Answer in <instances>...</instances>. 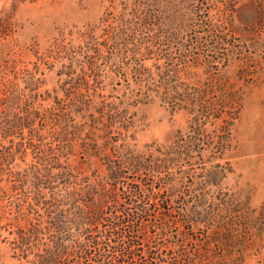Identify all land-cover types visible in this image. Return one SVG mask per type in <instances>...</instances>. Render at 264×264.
I'll return each instance as SVG.
<instances>
[{"label":"trees","instance_id":"16d2710c","mask_svg":"<svg viewBox=\"0 0 264 264\" xmlns=\"http://www.w3.org/2000/svg\"><path fill=\"white\" fill-rule=\"evenodd\" d=\"M195 1L190 17L177 0H145L142 13L135 1L107 10L98 24L61 33L42 52L34 49L31 67L17 58L0 63V242L8 244L13 264H131L140 256L136 237L148 211L141 202L156 195L141 180L128 181V172L140 170L163 172L168 197L183 183L180 220L188 231L168 236L164 252L160 246L145 256L142 248L138 264H264V200L252 206L248 196L224 186L231 168L219 161L242 96L222 80L218 65L217 77L208 72L213 84L178 75L200 63V39L215 49L223 41L203 7L211 0ZM250 1L251 13L233 10L238 23L234 14L229 18L244 35L264 26L263 0ZM190 30L195 41L184 44ZM155 54L154 71L143 62ZM230 54L204 55L211 63L214 57L227 62ZM57 65L58 88L45 87L47 70ZM130 65L135 84L145 86L135 94L143 103L159 97L188 113V129L169 143L138 150L133 142L130 107L140 99L117 95L105 83L109 70L117 76L114 67ZM111 201L116 205L106 211ZM156 226L165 232V225ZM194 228L203 238H191Z\"/></svg>","mask_w":264,"mask_h":264},{"label":"rangeland","instance_id":"374dc122","mask_svg":"<svg viewBox=\"0 0 264 264\" xmlns=\"http://www.w3.org/2000/svg\"><path fill=\"white\" fill-rule=\"evenodd\" d=\"M135 1L140 2L139 5L134 4ZM143 1L145 0H0V63L5 58H17L31 67L36 60L33 50L44 51L61 33L67 34L76 29L83 30L88 25L98 24L107 10L118 12L122 7L136 5L135 7L140 8L139 11L142 13ZM193 2L194 0H177L180 6L178 7L188 17L192 14ZM201 2L205 0H196L194 5ZM250 2V0H211L209 5L203 6L205 12L209 11L208 15L218 25L217 33L222 36L223 41L215 49L211 44L206 43V37L200 39V44L196 46V50L202 53L200 63L188 70L180 71L178 75L184 79L185 74L189 73L192 82L213 84L211 74L208 72L216 74L218 65L223 73L222 80L241 94L242 106L231 125V143L224 159L219 161L221 163L228 161L231 168L224 180V186L238 191L243 197L248 196L250 204L258 206L264 200V42L260 43L257 38L260 34H264V26L252 34L244 35L241 28L236 25L237 11H233L241 9L243 13H251ZM242 6L243 8H240ZM231 13L236 16V23L233 19H229ZM184 28L182 32L188 30L187 27ZM187 34L190 39L185 37L183 43L194 42L195 39L192 40L195 37L194 31L190 30ZM99 39L102 40L103 37ZM172 46V52L175 53L177 47ZM229 49L231 54L228 61L225 62L226 60L222 58L217 61ZM206 52L218 58L214 57L211 59L213 62L207 63L204 55ZM128 54L129 51L126 55ZM246 54L258 60L257 64L253 62L254 60L247 64L243 58ZM155 56L157 55L143 62L146 67L154 71ZM57 68L58 65L54 70H47L45 87L58 88ZM114 68L119 75L116 76L114 71L109 70V76L105 80L107 90L114 86L117 95L133 93L135 96L145 88L143 84L142 87L135 84L132 65L127 70ZM123 74H127L129 79L126 80ZM135 98H139L140 101L131 106L130 111L134 113L136 122L133 142L136 143L138 150L144 149L146 144L153 141L169 143L174 135L188 129L189 116L185 109L173 111L159 97L146 103L142 102L141 96ZM199 167V161L194 162V173L201 172ZM163 175V172L151 174L148 170L128 172V181L141 180L143 188L147 190H149L147 186L153 188L156 194L155 199L153 197L150 200H142V196L139 197L142 200L141 204L147 205L148 211L144 216L145 225L138 231L136 237L139 243L136 249L140 256L131 259L133 260H130L131 264L142 263L144 259L142 248L145 256L149 250H156L160 246V250L164 252L163 244H169L168 236L188 231L187 225L180 220L183 212L180 193L184 190L183 183L176 182L180 190L168 197L167 190L170 184L165 182ZM122 196L123 194H120V198ZM115 205L116 203L111 201L106 211L113 210ZM159 224L165 225V232H161L156 226ZM194 229L189 231L191 238H203L202 229ZM187 247L189 250L192 249L191 244ZM16 261L11 256L8 244L0 242V264H13Z\"/></svg>","mask_w":264,"mask_h":264}]
</instances>
